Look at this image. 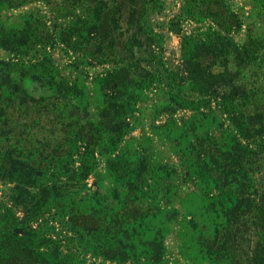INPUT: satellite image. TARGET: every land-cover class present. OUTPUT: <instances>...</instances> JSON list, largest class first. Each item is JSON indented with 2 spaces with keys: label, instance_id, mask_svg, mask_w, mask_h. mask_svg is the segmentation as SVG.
I'll return each mask as SVG.
<instances>
[{
  "label": "rangeland",
  "instance_id": "374dc122",
  "mask_svg": "<svg viewBox=\"0 0 264 264\" xmlns=\"http://www.w3.org/2000/svg\"><path fill=\"white\" fill-rule=\"evenodd\" d=\"M215 32L229 43L218 57H200L201 64L209 67L197 78L189 64L194 44L212 41ZM34 41L43 43L30 49ZM232 44L256 52L239 65ZM225 71L226 80H215ZM111 72L120 73L117 82ZM208 75L213 81L201 88L200 78ZM256 77L257 84L264 82V0H0V92L7 87L8 93L19 84L40 100L56 90L53 81H67L75 90L73 102L87 106V119L94 123L107 121L100 117L106 100L120 89L124 92L118 99L128 105V132L117 151H96L98 166L85 180L80 208L103 207L108 214L127 217L139 212L130 223L142 234L137 251L147 248L144 241L160 230L163 264H219L202 242L213 239L222 227L224 211L216 209L219 206L205 183L183 169L202 143L209 147L216 143L223 151L240 155L245 167L255 164L252 180L245 174L248 170H241L239 189L264 190L263 152L251 150L253 145L216 102L233 84L247 81L252 86ZM57 103V109L65 105L62 98ZM8 105L7 123L12 124V113L26 112L32 104L15 100ZM34 110L30 112L36 114ZM13 125L17 128L20 123ZM35 125L41 134L49 127L45 120ZM234 144H239L238 149ZM117 153L121 158L109 162L108 156ZM144 164L151 170L144 198L156 208L132 204L128 197V183L133 179L141 183L139 170ZM15 183L0 179V226L8 209L18 219L25 217V204L12 195ZM36 221L33 226L49 229L65 244L66 252V237L72 232L64 228L55 209Z\"/></svg>",
  "mask_w": 264,
  "mask_h": 264
},
{
  "label": "trees",
  "instance_id": "16d2710c",
  "mask_svg": "<svg viewBox=\"0 0 264 264\" xmlns=\"http://www.w3.org/2000/svg\"><path fill=\"white\" fill-rule=\"evenodd\" d=\"M214 34L212 41L202 42L201 46L199 42L194 44L189 64L197 78L209 67L201 64L200 57H218L229 43L220 32ZM38 43L43 42L30 43V49H35ZM234 52L240 65L256 50H250L247 45L242 48L235 45ZM44 59L52 61L47 54ZM119 75L111 72L109 76L117 82ZM227 76L225 71L214 78L226 80ZM211 78V75L200 78V87L204 88L213 81ZM258 78L252 86L247 81L233 84L231 90L216 98V102L233 118L235 128L248 140L249 146L253 145L251 150L259 148L264 155V82L257 84ZM53 85L56 90L40 100L19 84H15L8 93L7 87L6 91L0 92V142H6L0 147V179L16 182L12 195L23 201L26 208L23 219H18L9 211L11 209L7 210V219L0 226V264H127L135 261L137 264H163L162 251H158L163 249V241L158 240L159 237L163 239L160 230L144 241L147 248L137 251L141 243L136 241L142 234L130 223L136 221L139 212L133 213L135 217H127L120 212L108 214L103 207L94 206L88 211L80 208L85 180L98 166L96 151H117L128 132L129 123L125 119L128 105L124 106L118 99L124 92L120 89L106 100L100 117L107 121L94 123L87 119V106L73 102L74 87L67 81H53ZM206 89L210 93L211 87ZM61 98L65 105L57 109V101ZM15 100L32 105L26 112L12 113L13 122L9 124L7 107ZM44 100L52 103L53 109L47 103L39 108ZM7 101L10 102L7 104ZM32 107H35L36 114L30 112ZM45 112L48 114L44 115ZM42 120L49 123L43 134L35 125ZM17 123L20 126L15 128L13 124ZM10 132L13 136H8ZM202 145L204 147L193 153L192 162L183 169L205 183L206 191L213 193V203L219 206L216 209L224 211L225 216V222L214 238L204 239L202 245L219 264H264V190L259 193L255 188L246 192L239 189L243 183L241 170H248L245 174L248 180H252L255 164L254 167H245L239 160L240 155L223 151L219 144L214 143L211 147L205 143ZM234 145L238 149L239 144ZM120 158L121 153L110 154L108 161L116 162ZM127 163L131 168L130 175H134L132 162ZM150 171L147 164L139 170L140 182L145 185L130 177L134 181L128 183V197L132 204L157 207L144 198L143 189L149 185ZM233 183L238 186L233 188ZM251 184L255 187L253 181ZM51 209H55L64 228L72 232L66 237V252L63 249L65 244L61 239L53 238L49 229L46 231L42 226H33V222ZM171 212L177 215L178 211L172 208ZM50 227L54 230L53 225ZM88 256L92 257L90 261Z\"/></svg>",
  "mask_w": 264,
  "mask_h": 264
}]
</instances>
